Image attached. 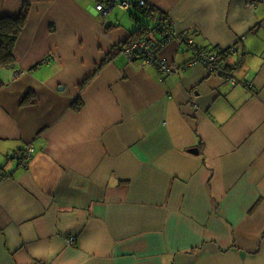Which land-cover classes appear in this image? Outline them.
Returning a JSON list of instances; mask_svg holds the SVG:
<instances>
[{"label": "crops", "instance_id": "1", "mask_svg": "<svg viewBox=\"0 0 264 264\" xmlns=\"http://www.w3.org/2000/svg\"><path fill=\"white\" fill-rule=\"evenodd\" d=\"M95 2L0 0L28 8L0 67V264H264V0H146L235 85L173 39L169 75L128 58L132 13Z\"/></svg>", "mask_w": 264, "mask_h": 264}, {"label": "built area", "instance_id": "2", "mask_svg": "<svg viewBox=\"0 0 264 264\" xmlns=\"http://www.w3.org/2000/svg\"><path fill=\"white\" fill-rule=\"evenodd\" d=\"M146 3V0H96L95 11L105 20L115 7H119L125 12L133 7L137 11L143 8ZM154 18V21L160 29V40L155 43L149 38L141 37L130 41L122 48V52L128 58H137L142 65H154L160 74L169 75L173 71L172 67L166 58L158 56L156 50L157 46L161 47L164 43L173 39L178 41L183 46L184 50L191 53V59L182 66L183 69H187L195 64H204L215 74L224 77L227 82L233 85L238 83L223 62V55L226 54L223 50L216 48L211 51H206L196 45L194 39L189 36L188 32L176 31L174 24L165 16L157 13ZM244 84L246 86L249 85L247 82ZM31 152V148H25L17 152L14 156L25 166L31 158ZM71 241L72 240H69V242Z\"/></svg>", "mask_w": 264, "mask_h": 264}, {"label": "trees", "instance_id": "3", "mask_svg": "<svg viewBox=\"0 0 264 264\" xmlns=\"http://www.w3.org/2000/svg\"><path fill=\"white\" fill-rule=\"evenodd\" d=\"M137 12L142 14V16L147 19L149 22H146L143 25H139L140 18L132 14V19L136 23L135 29L133 30L132 36L130 39L136 40L138 38L146 35L147 31H152L155 27H150L154 22V9L147 3L143 8L139 9ZM28 14L27 4H24L23 9L20 15L17 18H0V67L7 66L11 61L15 60L16 52H15V42L17 37L19 36L22 28L26 22ZM130 42V41H129ZM127 44V43H126ZM126 44H121L119 47H124ZM189 53L190 52L186 51ZM11 159H14L13 156ZM0 177L4 178V174L0 169Z\"/></svg>", "mask_w": 264, "mask_h": 264}, {"label": "rangeland", "instance_id": "4", "mask_svg": "<svg viewBox=\"0 0 264 264\" xmlns=\"http://www.w3.org/2000/svg\"><path fill=\"white\" fill-rule=\"evenodd\" d=\"M131 9H133V8H131ZM129 10L125 12L122 9H120L119 7H115L110 12V14L107 16V18H105V19H108L109 18L110 20H113L115 23L120 21L119 23H121V25L124 26L129 21V17L131 15V13L137 15L138 17L140 16V13L137 12L136 10H134V9L131 10V11H129ZM145 21L146 22H149L147 19H145ZM242 52H243V49H242V46L240 45V54L238 55L239 58H234V62L237 59H240V57L242 56Z\"/></svg>", "mask_w": 264, "mask_h": 264}, {"label": "water", "instance_id": "5", "mask_svg": "<svg viewBox=\"0 0 264 264\" xmlns=\"http://www.w3.org/2000/svg\"><path fill=\"white\" fill-rule=\"evenodd\" d=\"M110 25H111L110 22H107V24L105 25V29H108ZM188 152L192 154H197V150H194V149H190L188 150Z\"/></svg>", "mask_w": 264, "mask_h": 264}, {"label": "bare ground", "instance_id": "6", "mask_svg": "<svg viewBox=\"0 0 264 264\" xmlns=\"http://www.w3.org/2000/svg\"><path fill=\"white\" fill-rule=\"evenodd\" d=\"M227 51L228 50H223V52H225V53H227ZM227 67V66H226ZM228 69V68H227ZM228 71H229V69H228ZM230 72V71H229ZM21 150V149H20ZM13 158H15L16 159V157L13 155ZM70 240H72V239H70ZM69 244H72L73 243V240L71 241V242H69V240L67 241Z\"/></svg>", "mask_w": 264, "mask_h": 264}, {"label": "flooded vegetation", "instance_id": "7", "mask_svg": "<svg viewBox=\"0 0 264 264\" xmlns=\"http://www.w3.org/2000/svg\"><path fill=\"white\" fill-rule=\"evenodd\" d=\"M231 75H232V74H231ZM247 87H250V84H249Z\"/></svg>", "mask_w": 264, "mask_h": 264}]
</instances>
